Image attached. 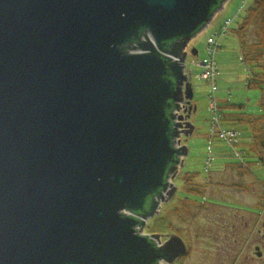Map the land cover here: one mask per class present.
I'll return each mask as SVG.
<instances>
[{
  "label": "water",
  "instance_id": "95a60500",
  "mask_svg": "<svg viewBox=\"0 0 264 264\" xmlns=\"http://www.w3.org/2000/svg\"><path fill=\"white\" fill-rule=\"evenodd\" d=\"M226 2L0 0V264L186 255L142 232L176 194L177 138L195 130L187 45Z\"/></svg>",
  "mask_w": 264,
  "mask_h": 264
},
{
  "label": "rangeland",
  "instance_id": "374dc122",
  "mask_svg": "<svg viewBox=\"0 0 264 264\" xmlns=\"http://www.w3.org/2000/svg\"><path fill=\"white\" fill-rule=\"evenodd\" d=\"M254 1L227 0L186 48L197 107L189 121L195 130L177 138V147L186 146L189 154L171 180L176 194L160 203L159 214L142 232L184 241L189 254L175 264H264V248L263 258L256 255L264 238V87L256 84V75L264 72V18L258 13L248 20ZM228 21L230 27L219 37ZM213 37L219 42L214 56L219 75L212 84L200 79V62L209 58ZM214 99L223 119L217 128ZM228 131H239L242 143L238 132L234 142L223 139Z\"/></svg>",
  "mask_w": 264,
  "mask_h": 264
},
{
  "label": "built area",
  "instance_id": "2783aa9c",
  "mask_svg": "<svg viewBox=\"0 0 264 264\" xmlns=\"http://www.w3.org/2000/svg\"><path fill=\"white\" fill-rule=\"evenodd\" d=\"M229 27H230V22L228 21V23H225V25L221 28L222 32L220 34H218V36L221 37V35H223V32L225 31V29H227ZM208 42H209V45L207 48V52H208L209 58L205 59L203 62H200V65L203 68V73L201 74L200 79L206 80V81L211 82L213 84L214 81L216 80V77L219 75V71H218V68H217L215 60H214V56H215V54L219 48V42L214 37L210 38L208 40ZM153 43H154V41H153ZM216 103H217V101H215V99L211 102L212 108L217 113L216 120H215V124H217V126L215 125L214 128L219 127L220 121L222 118L220 110H219L218 106L216 105ZM219 130H221V129H219ZM213 133H214V129H213ZM221 136L225 140H228V141L234 140L235 141L238 137V134L234 131H232V132L228 131V132L222 133Z\"/></svg>",
  "mask_w": 264,
  "mask_h": 264
},
{
  "label": "trees",
  "instance_id": "16d2710c",
  "mask_svg": "<svg viewBox=\"0 0 264 264\" xmlns=\"http://www.w3.org/2000/svg\"><path fill=\"white\" fill-rule=\"evenodd\" d=\"M258 13H261L262 17L264 18V0H255L252 7L250 8V16L248 20H252ZM240 40L242 41V45L245 46L243 43L245 42L244 36L241 35ZM175 43V42H173ZM172 43L168 42L165 44L164 50L162 54V58L164 60L165 65L167 66L168 69V74H169V80H172L174 83H176L178 71H180V68L178 64L170 57H168L169 53L172 51L170 47L172 48ZM196 51V50H195ZM197 52V51H196ZM256 84L259 87H264V72H260L256 75ZM195 105V103L193 102ZM168 114H171V110L168 111ZM259 131V130H258ZM263 160L261 159V162Z\"/></svg>",
  "mask_w": 264,
  "mask_h": 264
},
{
  "label": "flooded vegetation",
  "instance_id": "af4514ba",
  "mask_svg": "<svg viewBox=\"0 0 264 264\" xmlns=\"http://www.w3.org/2000/svg\"><path fill=\"white\" fill-rule=\"evenodd\" d=\"M178 124V123H177ZM176 124V125H177ZM169 191V190H168ZM263 233H264V225H263V228H262V230H261ZM166 236H163L162 237V242L163 243H166L168 240H169V238H165ZM256 248H260V249H262V248H264V238H263V243L259 246V247H256ZM188 250H189V248H188ZM261 258H263V256L261 257Z\"/></svg>",
  "mask_w": 264,
  "mask_h": 264
},
{
  "label": "bare ground",
  "instance_id": "6f19581e",
  "mask_svg": "<svg viewBox=\"0 0 264 264\" xmlns=\"http://www.w3.org/2000/svg\"><path fill=\"white\" fill-rule=\"evenodd\" d=\"M222 120H223V119L221 118V121H222ZM224 131H227V130H224ZM126 211H127V212H126ZM123 212L128 213L129 211H128V210H123ZM125 213H124V214H125ZM143 219H144V218H143ZM147 221L149 222V220H147ZM137 228H139V227H137ZM188 254H189V250H188V248H187V253H186L185 256H187ZM183 257H184V256H183ZM181 258H182V257H179L178 260L181 259Z\"/></svg>",
  "mask_w": 264,
  "mask_h": 264
},
{
  "label": "crops",
  "instance_id": "0c3cea01",
  "mask_svg": "<svg viewBox=\"0 0 264 264\" xmlns=\"http://www.w3.org/2000/svg\"><path fill=\"white\" fill-rule=\"evenodd\" d=\"M229 130V129H228ZM233 130V129H232ZM239 132V131H238ZM239 135H240V138H239V142H238V144H240V142L242 143V141L241 140H243V139H241V134H240V132H239ZM189 154V153H188Z\"/></svg>",
  "mask_w": 264,
  "mask_h": 264
}]
</instances>
